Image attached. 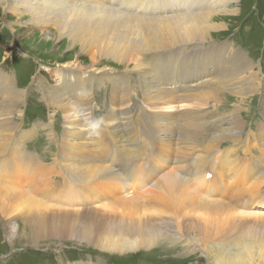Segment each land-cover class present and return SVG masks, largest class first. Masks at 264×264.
Here are the masks:
<instances>
[{
	"label": "bare ground",
	"instance_id": "6f19581e",
	"mask_svg": "<svg viewBox=\"0 0 264 264\" xmlns=\"http://www.w3.org/2000/svg\"><path fill=\"white\" fill-rule=\"evenodd\" d=\"M106 1L0 0L1 17L12 14L17 18L12 31L20 27L17 23H25L38 27L42 36L48 38L51 33L48 29L53 27L55 40L74 44L78 54H86L88 58L87 65L74 58L62 64L55 62V71H48L50 76H56L55 85L49 87L42 79L38 82L45 103L59 109L66 120L59 144V154L65 159L64 164L55 165L60 171L52 170V183L43 180L35 184L34 189L29 188L33 193L29 189L30 193L25 191L22 185H2L1 181L0 218L6 223L3 227L0 224V229H4L6 242L8 245L16 242L19 246L39 245L51 237L60 240L46 245L74 242L119 255L178 248L182 256L192 257L188 262L192 264H264V213L243 211L255 205L264 209V200H253L243 192H235L238 181L248 184V188L254 184L264 185V159L247 158L248 138H242L243 105L255 101L243 98V91L246 88L252 91L257 77L251 72L249 56L236 45L217 43L212 46L211 41L210 46L204 47L216 30L228 27L229 22L223 21L220 15L235 12L227 5L232 7L236 0H128L132 12L140 2L139 15H134L136 12L123 14L110 7L115 2L121 6V0ZM164 2H177L174 8L177 12L187 4L186 14L158 17L160 12H154L153 18L147 19L148 12L154 9L153 4L161 6ZM169 50H172L169 53L173 58L172 66L165 64V60L171 58L169 55L145 59ZM117 69H122L123 74ZM244 71L247 76H242ZM14 82V77L0 72V100H6L0 105V155L7 154L11 146L23 144L30 136L12 119L24 93ZM107 83L111 86L113 106L129 103L133 84L139 91L143 88L145 108H136L141 117L149 120L150 126L145 137H141L138 130L129 131L132 146L115 141L119 136L116 118H109L105 123V136H89L84 120L77 118L94 101L96 89ZM259 86L264 89L262 81ZM227 88L230 89L227 91L229 99L235 100L237 105L231 106L224 117L208 105L220 103L219 92ZM178 108H183L182 112L174 111ZM215 117L224 118L213 120ZM201 122L211 124L209 133L205 125L201 134L196 135V127ZM252 133L248 136L255 142H264L262 123ZM156 135L160 146H157ZM172 140L176 143L171 153L166 144ZM8 141L10 144L6 147ZM222 142L231 144L232 149L224 145L221 150ZM10 153L12 161L14 156ZM19 154L17 160L23 161L20 166L24 169L35 164L29 155ZM95 154L102 157L97 158ZM11 165L16 164H0L1 178L7 175V170L14 173ZM213 173L220 176V183L213 186L215 189L210 188L212 193L206 192L208 189L202 191L200 188ZM97 180L116 186V193L121 184L124 189H141L142 195L152 187L158 191L142 199L126 200L123 188L120 193L124 198L113 196L114 189L105 194L99 189L102 182ZM220 184L227 186L226 190L221 191ZM146 186L149 188L145 189ZM65 191L77 197L82 203L80 207L67 206L74 203L68 201L71 197H61L60 193ZM85 192L97 198L98 205L92 204L93 200L87 198ZM54 198L56 201L50 204ZM112 198L118 201L113 202ZM63 200L66 206L60 204Z\"/></svg>",
	"mask_w": 264,
	"mask_h": 264
},
{
	"label": "rangeland",
	"instance_id": "374dc122",
	"mask_svg": "<svg viewBox=\"0 0 264 264\" xmlns=\"http://www.w3.org/2000/svg\"><path fill=\"white\" fill-rule=\"evenodd\" d=\"M102 1L103 3L107 2L106 0H102ZM121 3L122 5L120 6L118 2H115L110 7L116 9L117 12L123 14L125 13L127 15H133L136 12L134 15H139L138 9L140 6V2L136 6L137 9H135L134 12H132V10L129 8V5H127L128 0H121ZM233 3L234 4L232 5V7L231 5H227L228 6L227 8L230 11L232 9L233 10L235 9V12L230 14L220 15V17H223L222 19H225L223 21L229 22L228 24L230 26L228 25L226 29L219 30L218 32L216 30V32L211 35L212 39L204 47L210 46L211 43L212 46L218 45L219 43L220 44L226 43L234 47L236 45L237 49L246 53L250 58V64L252 66L251 72L255 73L257 77V82L255 83V87H253L252 91H250L248 88H246L247 89L246 91H243L244 92L243 98L254 99L255 101L253 103L245 102L246 104L243 105V109H242L243 115H241V119L243 120L242 138L243 140H246L248 138L247 139L248 149L246 153L247 158L252 156V159L255 158L256 160H259V158L264 159V142L261 143L255 142L252 136H248V135L253 134L252 132H255L258 125H260L261 123L264 126V114L262 115L264 108L263 106L264 89L262 88L259 89L260 87L259 82L262 81V83H264V0H236ZM175 5H178L177 2L175 4L165 3L161 6L158 3H154L152 6L154 7V9H151L152 11L148 12V14L150 13L149 14L150 16H148L147 19L153 18V15L151 14H153L154 12L156 13L160 12V16L158 17H161L163 15H173L178 13L180 14L181 12H182L181 14H186L185 10L187 9V4L181 7L180 12L174 11L177 8ZM16 19L17 18L15 17V15L12 14H6L4 17H1L0 15V72L9 76V78L14 77L15 87L19 91L22 90L21 91L22 93L24 92L23 97L21 98L22 100L19 103H17V107L13 112L12 119L14 122L18 123L19 126H21L20 130L24 132L25 135L30 134V136H28L26 140L24 139L25 141L23 144L20 145L16 144V146L15 145L11 146L7 154L0 155V159H1L0 164L2 163L16 164V165H11L13 167L11 168L13 170L12 172L14 173H9L10 170H7L6 172L7 175L2 178L0 177V184L2 181V185L7 183H10L11 185L15 184V186L22 185L24 187V190L28 191L29 188L34 189L35 188L34 185L40 183L43 180L46 181L45 183L51 184L52 183L51 177L53 176L52 172H54L52 170L60 171V169L55 168V165L64 164V159H65L64 157H62L61 154H59V149H60L59 144L62 143V131L64 124L63 122H65L66 120L64 119L63 114L59 109H57L56 107L52 109V107H48V105L45 103L44 99L41 96L42 92L40 91L38 82L40 79H42L43 82H45L46 85H48L49 87L55 85L56 76L55 77L50 76L48 72L50 70L53 72L55 71V67L53 66L55 62H58V64H62V62L63 63L68 62L74 58V60H77L78 62L87 65L88 58L85 56L86 54H78V48L74 46V44L70 42H66L62 39L55 40L53 38L54 35H52L53 27L48 29L49 31L51 30V33L48 35V38L42 36L41 29H39L38 27H34L28 24L25 25V23H22L23 26L17 23L16 25H19L20 27L18 26L14 27V31H12V26H13L12 24L15 23ZM18 28H20L19 32H18ZM44 40L46 41L44 42ZM171 51L172 50L164 51L162 53L153 54L151 56L148 55L147 57H145V59L150 60L151 57L166 58L169 55L171 56V58L166 59L165 64L167 66H172L173 58L172 55L169 54L171 53ZM9 52H11V54ZM242 57L246 59L244 56ZM113 68H116V65H114ZM131 68L132 66L128 67V69L126 70L128 71ZM117 70L120 71V74H123L122 69L121 70L117 69ZM247 75L248 73L246 71L242 73V76H247ZM133 86H134L133 87L134 91H132L130 94L131 100L129 101V103L122 104L119 106H113L114 103L113 101L111 102V96H110L111 86L109 83L97 88L93 95L94 101L87 106V111L85 113H82L83 115L81 113L80 115H78L77 117L78 120L83 121L85 120V117H87L88 119L103 117L104 125L101 134L102 136H105L104 134L107 131V127L105 123L109 118L112 119L114 118L113 120H115L116 118L115 124L118 127L119 136L115 141L118 142V144L120 145H123L124 143V145L132 146L129 141V139H131V135L129 134V131L138 130L139 135L141 137H145V135L148 134V127L150 126V123H148L149 120H147V118L143 116L141 117L138 113V109L136 108V106L145 108L144 106L145 104L143 105L144 102H142V99H144L143 88L142 90H140L141 91L140 93V91L136 88L137 85L133 84ZM229 90L230 89L227 88L219 92V96L221 98L220 103L211 102L212 105H208V106H212L213 109L211 107L210 108L212 110H216V114L219 116H224V117L227 116V114L231 111L230 109H232L233 106L237 105V103H235V100L229 99L230 94L227 92ZM5 103L6 100H0V105H3ZM248 104H250V106ZM113 110L116 113H119L120 115L116 116V113H114L115 115L109 113L110 111ZM182 110L183 108H178L177 110L174 111L182 112ZM143 111L148 114L151 113L149 109H143ZM122 112H127V113L121 114ZM224 117H215L213 120H217ZM205 125H206L207 134L209 133L208 126H210L211 124H208L207 122H201L200 126L196 127V135L201 134L202 128ZM48 133L50 134V136L47 135ZM54 135H55V139H54ZM155 138H156L157 146H160V140L158 138V135H156ZM92 139L93 141L96 140V138L94 137H92ZM104 143L106 144V142ZM175 143L176 140H172L166 144L167 148L171 149L169 152L171 153L173 152ZM8 144H10L9 141L6 147L8 146ZM224 145L226 148H230L231 146V144L229 145L227 144V142H222L220 145L221 150L224 147ZM230 149L225 150V152L228 153ZM16 150L18 152H16ZM221 150L219 151V154L223 156V151ZM19 152L21 153L19 154V156L29 155L33 164L34 163L35 164L29 169L26 168L24 169L23 167H21L20 164H23V161L17 160V156H18L17 154ZM237 152L240 153V150L238 149ZM9 153L10 156H14L13 157L14 159L12 161L11 159H9L10 158L8 155ZM95 155L97 158L102 157L101 155H97V154ZM103 157L104 159L107 158L106 156ZM209 164L211 165L213 164L211 159L209 160ZM42 165L46 167L45 168L46 170L42 168L43 167ZM24 170H26V172H24ZM37 176L38 178H40V180L38 178L36 179ZM211 176L212 177L209 178V181L200 188L202 191L208 189L206 192L212 193L213 189H215V187L213 186H216L217 182L220 183L219 180L220 176L217 173H213ZM97 181L102 182L99 189L104 190L103 192L105 194H108L111 189L112 190L114 189L115 192L113 196L117 194L119 196L121 195V198H124V196H122L124 194L120 193V190L124 189V186L122 184L118 186L119 189L116 193V186L110 185L109 183H105L103 182V180H97ZM238 182L235 187L236 193L242 194L240 192H243L244 195L246 194L247 196L253 197L252 198L253 200H257V199L264 200V185L254 184V185H249L250 188H248V184L242 185ZM2 187L3 186H0V190L2 189ZM211 187L213 189H210ZM220 187L219 189L223 191L226 190L227 186L220 184ZM147 188L149 187L146 186L145 189ZM124 190L127 196L126 200L135 197L142 199L148 194L149 196H151V194L153 193L155 194L158 191L155 187H152L151 189H149L150 191H148V193L142 195L143 191L141 189L131 190L125 188ZM29 191L31 190L29 189ZM71 191L75 192L76 189H72ZM85 193L87 198L93 200L92 204L98 205L97 198H94L88 192ZM60 194L61 197H65V198L71 197V192L68 191L61 192ZM55 198L49 203L52 204L53 201H56V199H58ZM76 198L77 197L75 198L71 197L68 200V201L71 200L73 201L74 203L73 206L67 205L65 203L66 200L65 201L63 200L64 202H60V204H63V206L67 205L71 208H78L82 203L78 202ZM112 201L115 202L118 200H113L112 198ZM77 202L79 203V205L75 206ZM255 206L253 208L252 207L246 208L243 211L244 212L248 211L253 213L254 212L264 213L263 208L261 209L260 206L259 207H255ZM5 223H6L5 220L0 218V224H2V227L5 226ZM20 226L22 227L23 223H21ZM3 233H4V229L1 228L0 229V264H72V263L75 264L76 262H80L81 264H187L188 262L192 261L191 260L192 257L189 258V256L187 255L182 256L183 252H181L180 249L178 250V248L177 249L174 248L175 250H170L163 247L162 249L155 250L154 252L144 251L133 254L131 252H128L119 255L118 253L116 254V253L102 252L95 248L89 246L87 247L85 245L77 244L74 242H66L64 245H62L63 247L56 245L54 246V244L46 245V243H53L55 241L57 242L60 240V239L56 240L55 238H51V237H49L46 240H43V242L39 245L19 246L18 242L12 245H8L5 238L3 237ZM15 241H19V240L15 239ZM191 256L193 255L191 254ZM192 263H188V264H192Z\"/></svg>",
	"mask_w": 264,
	"mask_h": 264
},
{
	"label": "clouds",
	"instance_id": "9594fccd",
	"mask_svg": "<svg viewBox=\"0 0 264 264\" xmlns=\"http://www.w3.org/2000/svg\"><path fill=\"white\" fill-rule=\"evenodd\" d=\"M84 123L87 127L89 136H99L103 130L104 118L97 117L95 119H88L85 117Z\"/></svg>",
	"mask_w": 264,
	"mask_h": 264
}]
</instances>
